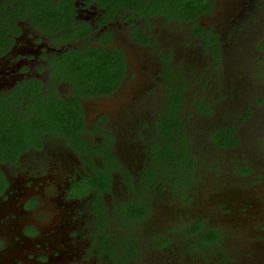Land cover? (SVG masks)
I'll return each mask as SVG.
<instances>
[{
    "label": "flooded vegetation",
    "instance_id": "af4514ba",
    "mask_svg": "<svg viewBox=\"0 0 264 264\" xmlns=\"http://www.w3.org/2000/svg\"><path fill=\"white\" fill-rule=\"evenodd\" d=\"M153 2L0 0V131L11 133L0 142V264H236L231 200L213 212L202 192L256 165L264 81H223L222 93L215 62L217 49L235 55L244 15L199 26L217 15L212 0L170 20ZM187 81L207 94H188ZM194 112L210 160L190 150Z\"/></svg>",
    "mask_w": 264,
    "mask_h": 264
},
{
    "label": "rangeland",
    "instance_id": "374dc122",
    "mask_svg": "<svg viewBox=\"0 0 264 264\" xmlns=\"http://www.w3.org/2000/svg\"><path fill=\"white\" fill-rule=\"evenodd\" d=\"M213 7H215L216 16L214 13L210 12L207 15L201 16L196 20V24L199 26H212L220 22L222 18L227 15H233L235 17L236 10L238 7L241 9L244 17L240 20L243 21L239 24V27L243 26L240 32L232 34V41H229V48H234L235 55L228 53L227 57L219 55L218 47L212 44L215 50V62L217 64L216 70L218 71L217 77H221V66L226 68L224 75L222 76L223 80L218 81L221 86L223 93V81H256V85H260V79L262 75V70L264 69V54H261L259 50L258 42L264 38V3L262 0H212ZM240 2L245 4L240 6ZM239 5V6H238ZM174 13V11H172ZM176 16V15H175ZM237 20V19H236ZM234 21V25L230 27L231 22H228L231 30L235 28L237 21ZM226 33V31H225ZM256 45V48H255ZM251 53V55H250ZM209 62V61H208ZM244 66L243 71L247 78L235 77L233 69L235 67ZM187 81V93L196 94L202 93L207 94L206 92H201L196 86H189ZM191 84V83H190ZM260 92L264 91V87L259 89ZM222 93L217 95V99L222 101ZM124 103L123 99H116L113 105V109L116 107H121ZM262 106V105H261ZM259 107L260 111L264 112V106ZM258 109V110H259ZM260 111H256V127H261L258 131L259 135L257 136L258 141L256 140V165L250 168L252 173L247 176L234 178L231 176H224L223 178H212L211 185L206 187L205 193L202 192L203 204L210 208L213 212L217 211V204H220L226 200H231L228 202L230 208V214L228 215V220L232 223L230 228H233L238 236L235 235L229 238V243H234L233 254L235 256L236 264H264V149H262L261 142L264 136V117L261 115ZM190 120L195 124L194 130L191 127H188L189 136H192L193 143L190 150L195 157L205 156L209 160L212 157H215L214 152L216 150H204L199 149L198 144L204 142L206 137L198 136L199 129L203 126L204 120L199 112H194L190 115ZM263 123V125H261ZM183 128V129H182ZM185 124L180 125L181 140H185V143L182 144V147H185L188 143L185 132ZM247 130H244V133L247 134ZM257 131V130H256ZM193 133V134H192ZM199 138V139H197ZM262 138V139H261ZM261 139V140H260ZM259 142V143H258ZM258 143V144H257ZM189 150V149H187ZM253 157L255 155L248 154L247 157ZM228 157H238L237 155ZM246 158V157H245ZM236 159H239L236 158ZM252 163V161H251ZM203 177V176H202ZM226 205V204H220ZM243 205L241 208H237ZM2 223L0 221V227ZM250 250L253 254L256 253V262L251 261L250 258H246L242 255L244 251Z\"/></svg>",
    "mask_w": 264,
    "mask_h": 264
},
{
    "label": "trees",
    "instance_id": "16d2710c",
    "mask_svg": "<svg viewBox=\"0 0 264 264\" xmlns=\"http://www.w3.org/2000/svg\"><path fill=\"white\" fill-rule=\"evenodd\" d=\"M199 0H154L152 5L149 6L150 12H152L153 8L159 9L161 7L164 8V16L166 19L170 20L171 18H176L173 14L172 11H174L175 14H181L183 17H190V19L197 17L202 9L203 5L196 4ZM155 13H158L155 11ZM2 18H0V44L5 41L4 37V28L1 27V22ZM244 21V20H243ZM243 21H239V24H241ZM240 28L242 29L243 26ZM258 47L259 50L264 52V38L258 42ZM262 81H264V69L262 70V75H261ZM261 102V100H259ZM223 134L216 135L217 142L220 144L223 141ZM11 137V133H3L0 131V142L1 141H7ZM262 148L264 149V140L262 142Z\"/></svg>",
    "mask_w": 264,
    "mask_h": 264
},
{
    "label": "water",
    "instance_id": "95a60500",
    "mask_svg": "<svg viewBox=\"0 0 264 264\" xmlns=\"http://www.w3.org/2000/svg\"><path fill=\"white\" fill-rule=\"evenodd\" d=\"M2 256H0V259H1Z\"/></svg>",
    "mask_w": 264,
    "mask_h": 264
}]
</instances>
